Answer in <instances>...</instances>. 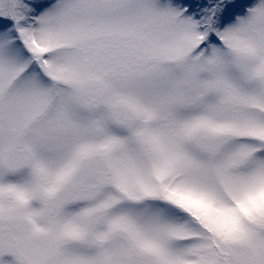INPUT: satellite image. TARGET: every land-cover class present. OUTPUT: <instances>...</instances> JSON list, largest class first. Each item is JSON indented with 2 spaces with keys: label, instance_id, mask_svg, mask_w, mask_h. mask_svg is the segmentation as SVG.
Listing matches in <instances>:
<instances>
[{
  "label": "snow or ice",
  "instance_id": "snow-or-ice-1",
  "mask_svg": "<svg viewBox=\"0 0 264 264\" xmlns=\"http://www.w3.org/2000/svg\"><path fill=\"white\" fill-rule=\"evenodd\" d=\"M0 264H264V0H0Z\"/></svg>",
  "mask_w": 264,
  "mask_h": 264
}]
</instances>
